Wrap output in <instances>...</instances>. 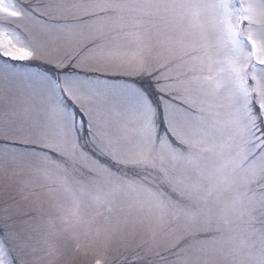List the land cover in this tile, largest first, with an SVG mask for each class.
Here are the masks:
<instances>
[{"label":"snow or ice","instance_id":"obj_1","mask_svg":"<svg viewBox=\"0 0 264 264\" xmlns=\"http://www.w3.org/2000/svg\"><path fill=\"white\" fill-rule=\"evenodd\" d=\"M0 264H264V0H0Z\"/></svg>","mask_w":264,"mask_h":264},{"label":"rangeland","instance_id":"obj_2","mask_svg":"<svg viewBox=\"0 0 264 264\" xmlns=\"http://www.w3.org/2000/svg\"><path fill=\"white\" fill-rule=\"evenodd\" d=\"M4 183H5V177L3 173L0 172V190H2Z\"/></svg>","mask_w":264,"mask_h":264}]
</instances>
